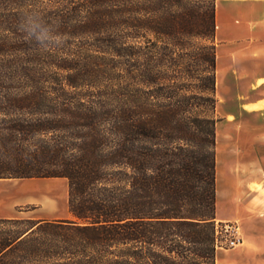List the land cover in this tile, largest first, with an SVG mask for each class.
<instances>
[{"label": "trees", "instance_id": "16d2710c", "mask_svg": "<svg viewBox=\"0 0 264 264\" xmlns=\"http://www.w3.org/2000/svg\"><path fill=\"white\" fill-rule=\"evenodd\" d=\"M217 58L216 0H0V179L72 215L0 218V264H217Z\"/></svg>", "mask_w": 264, "mask_h": 264}, {"label": "crops", "instance_id": "0c3cea01", "mask_svg": "<svg viewBox=\"0 0 264 264\" xmlns=\"http://www.w3.org/2000/svg\"><path fill=\"white\" fill-rule=\"evenodd\" d=\"M218 48L223 52V76L232 73L233 80L222 85L218 74L217 86L231 95L232 105H239L240 114L228 121L227 115L220 113L217 123V129L227 134L225 143L231 145L229 152L237 172L228 177L219 205L216 160V220L236 223L241 244L247 240L243 254L246 262L264 264V0H216ZM216 261L233 264L235 259L219 258L217 249Z\"/></svg>", "mask_w": 264, "mask_h": 264}, {"label": "rangeland", "instance_id": "374dc122", "mask_svg": "<svg viewBox=\"0 0 264 264\" xmlns=\"http://www.w3.org/2000/svg\"><path fill=\"white\" fill-rule=\"evenodd\" d=\"M217 67L219 74V83L227 85L232 82V73L230 76H223L222 69V49L217 50ZM231 72V71H230ZM219 85V84H218ZM216 91L220 103L218 106V115H227L233 112L234 119L240 114L239 105H232V97L219 90ZM221 113V114H220ZM228 121H233L229 119ZM221 125V124H220ZM227 134L221 128L217 129V181L219 187V205L223 202V196L226 193L228 177L237 172L234 158L229 152L230 144H226ZM69 187L66 179L48 178V179H0V218H34V219H54L71 218L68 206ZM217 221V220H216ZM225 222V221H219ZM230 222V221H228ZM240 236L241 233H240ZM245 238V236H243ZM229 238L225 233L220 235L221 246L219 247V258L228 256L234 258L233 264H248L243 256L247 247V240L244 243L238 242L235 246L230 245ZM241 254V255H239ZM239 255V256H238ZM222 262L221 264H225Z\"/></svg>", "mask_w": 264, "mask_h": 264}, {"label": "built area", "instance_id": "2783aa9c", "mask_svg": "<svg viewBox=\"0 0 264 264\" xmlns=\"http://www.w3.org/2000/svg\"><path fill=\"white\" fill-rule=\"evenodd\" d=\"M218 223V234L227 235L229 238L230 245L235 246L241 240L240 229L236 223L233 222H217Z\"/></svg>", "mask_w": 264, "mask_h": 264}, {"label": "clouds", "instance_id": "9594fccd", "mask_svg": "<svg viewBox=\"0 0 264 264\" xmlns=\"http://www.w3.org/2000/svg\"><path fill=\"white\" fill-rule=\"evenodd\" d=\"M23 26L30 36L38 40H43L47 36V30L35 18H26Z\"/></svg>", "mask_w": 264, "mask_h": 264}, {"label": "bare ground", "instance_id": "6f19581e", "mask_svg": "<svg viewBox=\"0 0 264 264\" xmlns=\"http://www.w3.org/2000/svg\"><path fill=\"white\" fill-rule=\"evenodd\" d=\"M260 104V103H259ZM257 105V104H256ZM255 106V105H254ZM251 109V108H250ZM254 109V108H253ZM228 118L229 119H234V114H233V112H231V113H228Z\"/></svg>", "mask_w": 264, "mask_h": 264}]
</instances>
